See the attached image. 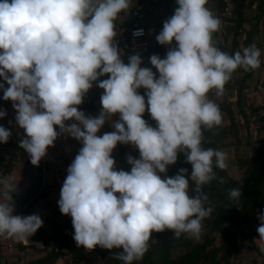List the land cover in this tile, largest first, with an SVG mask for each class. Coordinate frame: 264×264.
<instances>
[{
    "label": "clouds",
    "instance_id": "obj_1",
    "mask_svg": "<svg viewBox=\"0 0 264 264\" xmlns=\"http://www.w3.org/2000/svg\"><path fill=\"white\" fill-rule=\"evenodd\" d=\"M131 0H0V84L3 99L12 101L16 123L25 133L19 141L33 165H39L49 146L61 135L82 143L67 169L58 205L72 217L73 239L78 246L122 249L116 258L133 264L150 247L152 233L172 230L175 237L198 238L203 220L212 209L203 186L215 178L214 167H227L228 156L202 147V127L219 126L222 114L207 94H222L238 69L261 65L255 44L229 55L213 42L221 21L206 7L208 0H176L174 15L156 36L161 45L176 46L166 58L150 57L159 71L141 67L140 55L121 58L114 44L115 21ZM134 36L143 35V29ZM109 78L100 80L102 76ZM104 90L102 111L88 116L78 106L93 83ZM147 111L157 122L152 127ZM119 113L120 119L112 121ZM7 112L0 110V118ZM67 121H72L68 124ZM115 131L97 135L106 122ZM56 126H59L57 131ZM11 130L0 126V143L7 144ZM132 144L140 158L128 157L131 171L116 170L113 150ZM179 153L192 165L174 177L161 178ZM194 183L189 194V182ZM0 236L24 240L42 226L38 214L15 215L12 193L18 186L0 178ZM119 193V196L117 195ZM241 186L230 189L239 199ZM257 231L264 239V214ZM154 242V241H153ZM43 248V247H42Z\"/></svg>",
    "mask_w": 264,
    "mask_h": 264
},
{
    "label": "trees",
    "instance_id": "obj_2",
    "mask_svg": "<svg viewBox=\"0 0 264 264\" xmlns=\"http://www.w3.org/2000/svg\"><path fill=\"white\" fill-rule=\"evenodd\" d=\"M156 6L159 10L156 18L162 15V19L156 22L155 36L162 31L164 22L174 15L177 3L176 0H156ZM206 7L210 10L214 7L217 11L215 16L221 21L219 30L213 33L215 46L229 55H234L237 51L243 54L244 48L255 44L261 50L260 59L261 64L264 65V0H208ZM151 18L145 19L149 20L148 25L152 24ZM245 23L248 25L245 26ZM255 36L259 39L255 40ZM148 39L149 44L139 50L151 56L158 55L162 59L166 58L167 52L176 46L175 41L172 45H161L156 38L154 41L150 37ZM153 69L158 72L154 66ZM253 72V69H243V74L238 80L235 98L218 102L217 105L222 114L221 124L211 129L202 127V147L222 151L235 144L231 139L238 131L237 118L242 119L247 137L252 134L250 131L252 122L257 125L255 140L250 145L249 153L243 157L238 155L236 159L237 168L242 170L244 179L241 181L231 177L228 175L227 168L221 170L214 167L215 178L203 186V192L208 197L205 207H210L212 211L202 222L200 236L196 238L182 234L177 238L173 231L168 229L160 233L153 232L148 251L141 260L133 261V264H236L242 246L254 247L253 232L248 228L259 221V214H264V95L260 103L248 102L245 98L247 87L245 80L251 77ZM234 73L225 84L224 90L228 91L233 85ZM216 93V89L210 90L207 94L209 100ZM87 105L80 106V109H85ZM143 118L151 126L157 127L154 121L149 122V115L145 114ZM227 119L229 122L223 123ZM24 135L22 130L19 136L12 135L7 144L0 143V178L5 171L12 169L18 160L23 161L22 174L30 180L26 192L32 197V203L29 206L31 207L33 202L47 195L39 191V187L42 171L48 169V166L47 161L43 159L38 166L31 163L29 154L19 147V141L24 138ZM121 149L123 150V146ZM135 153V158L139 159L138 148ZM120 159L124 164L120 170L131 171L132 166L128 163L127 156L122 153ZM181 168L188 169L189 173L186 175L190 176L192 165L186 161L184 153H179L177 162L169 165L167 172L161 173V178L174 177ZM240 186L243 194L239 199H230V189ZM194 187V183L190 180L189 192L192 196L196 195L193 191ZM55 212L56 215L47 217V224L36 232L35 237H29L33 239L34 244L43 245L45 255L26 264H54L65 255L70 256L65 264H92L90 253L95 248L88 250L78 246L73 239L72 217L62 214L60 210ZM58 216H62V220H59ZM35 240H41L43 243ZM25 246L22 243L17 244L18 248ZM100 249L106 253L104 264H124L116 258V253L122 252V249L109 250L101 247ZM177 249L180 250L177 251L179 253L173 254ZM15 262L13 260L6 264Z\"/></svg>",
    "mask_w": 264,
    "mask_h": 264
},
{
    "label": "crops",
    "instance_id": "obj_3",
    "mask_svg": "<svg viewBox=\"0 0 264 264\" xmlns=\"http://www.w3.org/2000/svg\"><path fill=\"white\" fill-rule=\"evenodd\" d=\"M151 17H150L152 19L151 23L153 25H156V21H157L156 16H151ZM159 17L162 18L161 15ZM120 55L124 63L127 64L129 61L126 59L125 54L120 53ZM131 55H140L143 60L141 67L151 68L152 71L156 74L157 78H159V74L156 72V70L153 69V65L150 63L151 55H149L143 50L132 51L130 53V56ZM107 78H109L107 75L102 76L100 77V80ZM0 80H4L3 77H0ZM103 92L104 90L98 86V82H94L93 87L88 91V94L90 95L89 104L87 105V107H85V109H80V108L79 109L85 112V114L88 116H98L102 111L101 96ZM138 92L139 94L146 96V93H143L141 89H139ZM0 110H4L7 112L6 117L0 118V126H4L9 130H11L13 136H19L22 132V129H20L16 123L17 113L16 110L13 108V102L10 100L5 101L3 97H0ZM145 114L148 115V112H145L144 115ZM119 119H120L119 113L115 114L112 117V121H116ZM112 121L106 122L105 125L97 133V135L102 136L106 132L115 131V129L112 127ZM56 128L57 131H59V127L56 126ZM122 146H123V150L121 149ZM81 147H82V143L76 140L75 138L71 137L70 135L59 136L57 140L54 142V145L49 146V148L47 149L46 156L42 158L43 161H47L48 169L46 170L44 169V170L46 176H47V172H49L50 178H48V176L46 177V179L48 178L47 181L49 186L55 184H60L63 186L64 180L68 175L67 169L75 159L76 155L79 153ZM135 152H136V147L132 144H123V143L118 144L112 153L113 158L116 161V165H115L116 169L120 170L124 165L120 159L122 153L126 155L128 158L130 154ZM59 168H62L64 172H60ZM22 169H23V161L18 160L12 169L5 171L9 173L10 179L18 186L16 192H26L27 186L29 185L30 182V180L27 179V177L22 174ZM2 193H3V189L2 187H0V200H3ZM43 198L38 199L37 201L33 202V204L40 202L39 206L42 209L47 208L48 206H50V199L48 200L44 199L43 201ZM22 216H24V213L22 214ZM260 223L261 222L259 220L258 222L249 226L248 228L249 231L253 232L254 247L248 248L246 245L242 246L236 264H264V239L260 238V235L257 231V228L260 226ZM13 238L15 241V237ZM28 239L32 244H34L32 242L33 239L31 238ZM35 241H41V240H35ZM34 245L37 246V247L35 246L37 249H42L43 247L42 244H34ZM17 249H18L17 243H13L10 248L3 247L0 253V264H6L13 261L16 258Z\"/></svg>",
    "mask_w": 264,
    "mask_h": 264
},
{
    "label": "rangeland",
    "instance_id": "obj_4",
    "mask_svg": "<svg viewBox=\"0 0 264 264\" xmlns=\"http://www.w3.org/2000/svg\"><path fill=\"white\" fill-rule=\"evenodd\" d=\"M212 9L211 10H212L213 14L215 15L217 13V11L214 9V7ZM158 15H159V13H158ZM151 16H153V14H151ZM156 19H157V21H159V19L161 20L162 18H156ZM150 20H152V19H150ZM148 21L149 20H145L143 22V24L147 26L148 38L150 37V39H152V41H154L156 38L155 31H156L157 27H156V25H153V24L148 25L147 24ZM246 25H248V23H245V26ZM254 39L257 40L259 38H258V36L257 37L255 36ZM253 70H254V72L252 73L251 77H249L245 80V83L247 84L246 85L247 87L245 88V92H246L245 98L248 100V102L253 101L255 103H260L263 100V95H264V65L261 64L259 68H256ZM242 74H243V68H238L237 71L234 73V83L231 86V88L228 91L223 90L222 94L216 93L210 100L213 101L214 103L218 104V102H221L223 100L229 101L230 98H232V99L235 98L234 96H235V93L237 91L238 80L241 78ZM141 91L143 93H146L147 90L144 88H141ZM145 101H146V112H148L147 111V96H145ZM234 109L236 110L235 105H234ZM148 115H149V119H148L149 122L154 121L149 112H148ZM154 122L157 123L156 121H154ZM228 122H229V120L227 119L223 123H228ZM237 124H238L237 134H235L234 138L231 139L232 141L235 142V144H232L231 146H229L228 148H225L222 151L225 152L228 156V159L226 161V164H227L226 168H227L228 175H230L231 177H233L235 179H239L242 181L244 179V175L242 173V170H239L237 168L236 159H237L238 155L243 157V156H245L246 153H249L250 145L255 140L257 125L252 122V124L250 126V131L252 134L250 137H247L246 131H245L244 126H243L242 119L240 117L237 118ZM235 138H238L239 140L236 141V140H234ZM129 156H132L135 158L136 153H132ZM47 176H48V178H50L49 172H47ZM27 179H29V178H27ZM61 188H62V185H60V184H55V185L49 186V192L43 198V201H44V199L45 200L50 199V206L42 209L39 206L40 202L35 203V204L31 205V207H29L28 210H26L27 212L26 211L23 212L24 216L38 214L44 222L43 226H45L47 224V220H48L47 217L56 215L55 211L60 210L59 205H58V201L60 200ZM189 194H190V192H189ZM117 195L119 196V193H117ZM23 213H21L20 215H22ZM58 218H59V220H62L63 217L58 216ZM36 234L37 233H35L34 235H32L30 237H35ZM12 238H10V241H14V238L13 239ZM3 247H5V246L3 245ZM25 247L27 248V253L22 258V261H24L26 263L29 261H33L34 259H36L40 256L45 255V251L43 249H37L35 247V245H26ZM177 251H180V250H178V249L175 250L173 252V254L179 253ZM69 259H70L69 255L62 256L54 264H65V262L68 261ZM105 259H106V253L101 251L100 246H96L94 251H92L90 253V260H91L92 264H104Z\"/></svg>",
    "mask_w": 264,
    "mask_h": 264
},
{
    "label": "built area",
    "instance_id": "obj_5",
    "mask_svg": "<svg viewBox=\"0 0 264 264\" xmlns=\"http://www.w3.org/2000/svg\"><path fill=\"white\" fill-rule=\"evenodd\" d=\"M158 13L159 10L156 6V0H153L152 2L150 0H132L130 7L125 12L120 13L116 19L115 31L117 32V35L114 38V44L118 46L120 53L125 54L127 60L132 51L143 49L149 44L147 27L143 24V21L144 19L151 17V14L156 16ZM139 29H143V35L134 36L133 33ZM0 84H4L5 87H8L6 81L4 80H0ZM0 97H3L2 89H0ZM89 99L90 95L86 93L83 103L79 105L78 108H80V106L89 104ZM66 123L70 124L72 121H67ZM59 171L64 172L62 168H59ZM42 172L43 175L39 191L48 193L49 184L46 179L45 170L43 169ZM1 178H10V175L8 172H5ZM0 186L3 189V185ZM12 195L15 206L14 214L20 215L29 208L30 204L32 203V197H30L27 192H15L12 193ZM10 238L12 237H8L6 234L0 236V253L2 251L3 245L8 248H10L13 243L29 245L25 243L24 240L15 239L13 242L10 241ZM26 253V247L18 248L16 252V258L14 259L16 262L14 264H26V262L22 261V258L26 255Z\"/></svg>",
    "mask_w": 264,
    "mask_h": 264
},
{
    "label": "bare ground",
    "instance_id": "obj_6",
    "mask_svg": "<svg viewBox=\"0 0 264 264\" xmlns=\"http://www.w3.org/2000/svg\"><path fill=\"white\" fill-rule=\"evenodd\" d=\"M25 243L29 244V245H34L30 242V240L27 238V239H24ZM36 246V245H35ZM37 247V246H36Z\"/></svg>",
    "mask_w": 264,
    "mask_h": 264
}]
</instances>
